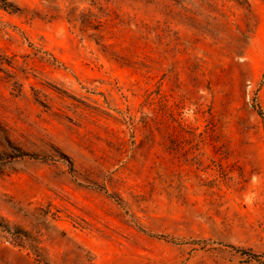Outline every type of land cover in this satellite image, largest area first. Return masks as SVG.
Segmentation results:
<instances>
[{
	"label": "rangeland",
	"instance_id": "374dc122",
	"mask_svg": "<svg viewBox=\"0 0 264 264\" xmlns=\"http://www.w3.org/2000/svg\"><path fill=\"white\" fill-rule=\"evenodd\" d=\"M0 264H264V0H0Z\"/></svg>",
	"mask_w": 264,
	"mask_h": 264
}]
</instances>
